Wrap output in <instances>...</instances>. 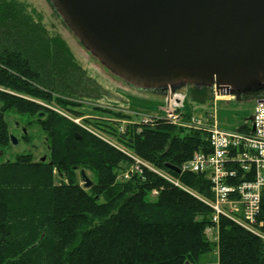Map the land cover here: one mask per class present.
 Segmentation results:
<instances>
[{"label":"trees","instance_id":"16d2710c","mask_svg":"<svg viewBox=\"0 0 264 264\" xmlns=\"http://www.w3.org/2000/svg\"><path fill=\"white\" fill-rule=\"evenodd\" d=\"M102 95L25 2L0 0V154L11 145L9 115L37 125L49 147L48 161L31 153L0 159V264H204L212 254L218 264H264V198L249 228L224 217L216 224L205 202L210 181L182 170L197 152H210L205 131L164 118L123 128L131 115L96 107L113 120H87L94 134L54 110L82 117L85 101ZM213 99V88L188 85L193 110L205 113ZM132 154L157 172L142 166L124 179Z\"/></svg>","mask_w":264,"mask_h":264},{"label":"water","instance_id":"95a60500","mask_svg":"<svg viewBox=\"0 0 264 264\" xmlns=\"http://www.w3.org/2000/svg\"><path fill=\"white\" fill-rule=\"evenodd\" d=\"M53 2L101 63L136 87L198 84L231 95L264 85V0ZM82 178L91 188L85 171Z\"/></svg>","mask_w":264,"mask_h":264},{"label":"rangeland","instance_id":"374dc122","mask_svg":"<svg viewBox=\"0 0 264 264\" xmlns=\"http://www.w3.org/2000/svg\"><path fill=\"white\" fill-rule=\"evenodd\" d=\"M22 1L29 6L34 17L42 22L51 35H59L66 41L77 61L87 71L89 77L93 78L102 87L103 95L99 100L85 101L81 109L84 114L82 117H73L54 107V110H57V112L64 116H68L77 125L85 127L90 132L94 133L95 129L86 122L87 120H113L107 114L104 115V113L101 114L96 111V107L131 115L130 119L123 120V128H125L127 124H132V122L164 118L165 110L169 106V103L174 104L175 100L183 102L181 113L184 115H194L200 120L201 124L219 125L225 130H234L235 127H238L245 120L252 117L257 101L264 98V89L254 88L235 91L231 95H223L222 98L217 99V91L213 87L214 99L212 106L210 108L205 107L207 115L200 106H196L193 110L188 100L189 84L169 86L158 90L136 87L115 75L101 63L77 37L53 0ZM207 116L208 119L206 118ZM209 117L213 119L211 123H208ZM8 119L10 121L11 133L19 138V144L17 146L11 144L7 150L1 152L0 159L4 162L13 161L17 155L31 153L35 161H40L44 157L48 161L49 150L45 144L46 137L41 129L37 125L28 127V139L25 140L21 130L17 129L14 125L15 122H19L20 126L24 127L28 118L9 115ZM182 128L190 130L187 127ZM98 134L103 136V138L105 137V139L107 138L112 144L117 143L113 138L107 137L106 134L100 132ZM134 157L137 160L140 158L135 155L132 156L136 165ZM87 175L92 179L90 173L87 172ZM204 264H218L216 254L207 256Z\"/></svg>","mask_w":264,"mask_h":264},{"label":"built area","instance_id":"2783aa9c","mask_svg":"<svg viewBox=\"0 0 264 264\" xmlns=\"http://www.w3.org/2000/svg\"><path fill=\"white\" fill-rule=\"evenodd\" d=\"M223 95L217 93V99ZM182 103L179 100L169 103L164 119L190 130L205 131L210 145L209 153L197 152L182 170L204 174L210 181L213 198L205 202L213 211L214 223L218 224L224 217L249 228L256 221L264 198V98L257 101L252 120L245 121L243 129L234 130H225L219 125H203L194 115L184 117ZM144 121L154 122V119ZM134 159L136 165L124 179H129L133 172H140L142 166L157 172L144 161ZM233 178L237 180L231 182ZM212 230L208 233L215 234Z\"/></svg>","mask_w":264,"mask_h":264},{"label":"flooded vegetation","instance_id":"af4514ba","mask_svg":"<svg viewBox=\"0 0 264 264\" xmlns=\"http://www.w3.org/2000/svg\"><path fill=\"white\" fill-rule=\"evenodd\" d=\"M255 88H261V89H264V85H259V86H257V87H255ZM252 89H254V88H252ZM17 129H19V130H21V132H22V134H23V136H24V132H23V130L26 128L27 129V132H28V127H22V126H20V124L19 123H16L15 122V125H14ZM47 148H49L48 146H47Z\"/></svg>","mask_w":264,"mask_h":264},{"label":"bare ground","instance_id":"6f19581e","mask_svg":"<svg viewBox=\"0 0 264 264\" xmlns=\"http://www.w3.org/2000/svg\"><path fill=\"white\" fill-rule=\"evenodd\" d=\"M250 118H251V119H250ZM250 118H249V119H247V120H245V121H251V120H252V117H250ZM245 121H244V122H245ZM244 122H243V123H244Z\"/></svg>","mask_w":264,"mask_h":264}]
</instances>
